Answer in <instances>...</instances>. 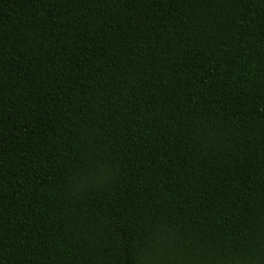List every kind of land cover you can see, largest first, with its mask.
Masks as SVG:
<instances>
[{
	"label": "trees",
	"instance_id": "16d2710c",
	"mask_svg": "<svg viewBox=\"0 0 264 264\" xmlns=\"http://www.w3.org/2000/svg\"><path fill=\"white\" fill-rule=\"evenodd\" d=\"M161 249L264 264V0H0V264Z\"/></svg>",
	"mask_w": 264,
	"mask_h": 264
},
{
	"label": "clouds",
	"instance_id": "9594fccd",
	"mask_svg": "<svg viewBox=\"0 0 264 264\" xmlns=\"http://www.w3.org/2000/svg\"><path fill=\"white\" fill-rule=\"evenodd\" d=\"M90 180H81L78 182V188H84L87 184L91 183ZM149 259L154 260L157 264H165L166 261L174 260L176 257L171 256L166 250L161 249L159 252L155 254H150Z\"/></svg>",
	"mask_w": 264,
	"mask_h": 264
},
{
	"label": "snow or ice",
	"instance_id": "6c2138e0",
	"mask_svg": "<svg viewBox=\"0 0 264 264\" xmlns=\"http://www.w3.org/2000/svg\"><path fill=\"white\" fill-rule=\"evenodd\" d=\"M178 241H179V237H173V243L175 244V243H178Z\"/></svg>",
	"mask_w": 264,
	"mask_h": 264
}]
</instances>
